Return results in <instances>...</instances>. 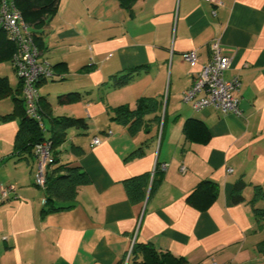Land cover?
Here are the masks:
<instances>
[{
    "label": "crops",
    "instance_id": "0c3cea01",
    "mask_svg": "<svg viewBox=\"0 0 264 264\" xmlns=\"http://www.w3.org/2000/svg\"><path fill=\"white\" fill-rule=\"evenodd\" d=\"M220 2L135 0L123 7L119 0H58L52 16L30 25L56 74L51 79L60 80L50 93L39 91L48 79L39 81L47 132L50 117L86 123L66 130L57 160L80 165L90 181L71 207L46 211L33 153L13 149L18 119L0 120V184L15 186L0 205V264H126L136 242H150L184 263L264 264L258 247L264 217L253 210L264 209V198L248 203L254 184L264 188V0ZM213 39L230 56L225 77H239V115L213 106L194 110L181 98L207 62ZM189 50L197 52L195 63L181 56ZM5 67L16 76L14 68L0 63V76L12 86ZM132 67L139 68L133 79L115 86ZM75 92L72 100L58 101ZM143 96L163 103L138 130L112 117L114 107L134 108ZM191 118L207 127L206 141L186 136ZM138 148L141 153L131 156ZM54 166L50 162L48 172ZM146 172L158 184L132 203L124 181ZM240 177L248 183L245 200L233 203ZM203 179L216 182L218 194L198 210L186 197Z\"/></svg>",
    "mask_w": 264,
    "mask_h": 264
},
{
    "label": "trees",
    "instance_id": "16d2710c",
    "mask_svg": "<svg viewBox=\"0 0 264 264\" xmlns=\"http://www.w3.org/2000/svg\"><path fill=\"white\" fill-rule=\"evenodd\" d=\"M134 1L135 0H119V3L123 7H129ZM57 3L58 0H16V5L24 20L29 25L37 26H40L44 23V19L55 13ZM32 34H34V32H32ZM33 39L40 49V44L37 43L34 36ZM14 50V43L8 39L4 30L0 28V63L2 61H10L12 64ZM138 69V67H132L126 70L117 78L114 85L123 86L129 83ZM55 75L54 73L52 78H55ZM21 86L20 79L17 87L12 88L7 76H0V100L11 96L13 102L12 110L8 113L1 114L0 120L18 119V130L13 143V149L17 155L31 153L34 145L46 137L51 140L54 155H52V160L50 162L54 163L55 166L50 172L47 171L45 186L43 187L46 196V211L69 208L74 204L79 188L89 183L90 178L80 165L72 164L70 161L59 162L57 156L60 151L55 150V148L65 140L66 130L68 128L86 127V123L83 118L69 116L50 117L51 124L48 128L49 137L45 136V131L39 128L35 119L25 112ZM16 94L18 95L16 96ZM75 96H79V93H66L58 96V101H63L64 99L72 100ZM41 99L39 94L40 111L44 117L45 112L41 104ZM162 103V101L154 97L143 96L137 99L134 108L129 107L127 104L114 107V114L112 117L118 119L123 124H128L129 129L135 131L144 125L145 115L159 111L162 107ZM159 117L160 115L155 114L154 119L159 120ZM184 132L189 139L200 142H204L209 138L207 127L198 119H188L184 126ZM140 153V149L138 148L130 155L133 156ZM149 175L150 174L146 172L130 177L124 181L126 194L132 203L142 200L148 187L149 192H152L157 186L158 180L153 176L151 181H149ZM247 185V181L242 177L234 182L231 194L233 203H240L245 200L243 190ZM253 189V196L248 201L252 207L256 201L264 198V188H262L260 184H254ZM217 194V183L209 179H203L199 181L192 192L187 195L186 201L198 210H206L214 202ZM253 210L256 215L264 217V209L253 207ZM258 247L264 250V240L259 242ZM126 264L185 263L182 258L176 257L168 251L157 250L150 242H136L132 248L130 259Z\"/></svg>",
    "mask_w": 264,
    "mask_h": 264
},
{
    "label": "built area",
    "instance_id": "2783aa9c",
    "mask_svg": "<svg viewBox=\"0 0 264 264\" xmlns=\"http://www.w3.org/2000/svg\"><path fill=\"white\" fill-rule=\"evenodd\" d=\"M220 4V0H208ZM0 26L8 39L14 43L15 50L12 55V65L21 81V94L24 101L25 112L33 117L37 125L46 131L44 117L40 111L38 82L41 79H51L54 71L48 59L36 45L30 25L24 20L16 5V0H0ZM209 58L195 74L192 84L181 93L183 101L190 103L194 110L213 106L224 113L239 115V96L237 94L240 80L237 75L225 77V72L230 66V56L225 53L224 46L219 39L208 43ZM183 60L195 63L196 50H189L181 54ZM94 144H99L100 139L95 137ZM36 159L34 174L35 184L44 187L48 165L52 160V142L47 137L36 143L32 149ZM160 169L165 170L166 163L160 164ZM182 171L185 169L181 166ZM14 184H0V205L4 203L14 191ZM130 247L126 263L131 253ZM201 264V263H185ZM217 264V263H213Z\"/></svg>",
    "mask_w": 264,
    "mask_h": 264
},
{
    "label": "rangeland",
    "instance_id": "374dc122",
    "mask_svg": "<svg viewBox=\"0 0 264 264\" xmlns=\"http://www.w3.org/2000/svg\"><path fill=\"white\" fill-rule=\"evenodd\" d=\"M7 63H5V65H6ZM10 69H7L6 67H5V69H4V72L5 71H8L9 72V77H10V82H11V84H12V86L15 88V87H17V83H18V81H17V75L15 76L14 74H13V72L10 70ZM16 74V73H15ZM60 80H58V79H54V80H52V79H48L47 80V82H46V84H44V86H43V88L40 90V88H39V91H45V90H47V89H49V93L50 92H52V91H54V89H56L55 87V84H57L58 82H59ZM18 94H16V96H17ZM45 97H46V94H43ZM12 104V99H11V96L10 97H7V98H4V99H1L0 100V111H2V112H6V111H8V109H9V107H11L10 105ZM49 127V126H48ZM44 135L45 136H47L48 135V132L47 131H45L44 132Z\"/></svg>",
    "mask_w": 264,
    "mask_h": 264
}]
</instances>
